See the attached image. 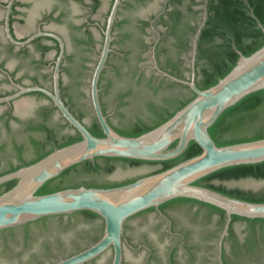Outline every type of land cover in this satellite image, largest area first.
<instances>
[{"label":"water","instance_id":"obj_1","mask_svg":"<svg viewBox=\"0 0 264 264\" xmlns=\"http://www.w3.org/2000/svg\"><path fill=\"white\" fill-rule=\"evenodd\" d=\"M114 14L88 86L103 137L60 97L58 38L52 92L15 95L43 93L82 140L0 176V264H264V46L237 52L231 71L199 90L203 22L186 79L152 58L195 97L158 127L124 137L108 124L98 87Z\"/></svg>","mask_w":264,"mask_h":264},{"label":"flooded vegetation","instance_id":"obj_2","mask_svg":"<svg viewBox=\"0 0 264 264\" xmlns=\"http://www.w3.org/2000/svg\"><path fill=\"white\" fill-rule=\"evenodd\" d=\"M219 2L0 0V99L8 98L0 102V173L30 162L49 150L60 149L59 145L76 135L43 93L15 96L21 88L40 87L52 92V75L61 53L58 39L63 43L58 79L60 97L69 111L88 127L84 112H89L91 119L94 116L88 92L84 91L89 82L81 78L91 74L101 54L114 7L109 52L98 83L102 105L101 83L107 72L118 78L132 75L133 79L147 72L146 77L153 79L156 86L166 79L153 68V57L160 70L164 71L165 66L175 68L181 79H186L194 37L204 22L196 42L195 65L198 40L209 9ZM118 84L107 83L112 87ZM124 101L128 104L120 107L118 100L111 111L103 105L107 122L116 133L135 124V103ZM116 116L119 125L115 122ZM27 154L31 157L25 158Z\"/></svg>","mask_w":264,"mask_h":264},{"label":"trees","instance_id":"obj_3","mask_svg":"<svg viewBox=\"0 0 264 264\" xmlns=\"http://www.w3.org/2000/svg\"><path fill=\"white\" fill-rule=\"evenodd\" d=\"M258 23L264 28V0H220L218 6L209 9L208 19L199 36L195 62V85L199 90L208 89L225 77L239 59L237 52L248 57L264 46V36L258 27ZM162 69L174 77L182 78L180 72L175 68L165 66ZM187 72H189L188 69ZM142 79L143 77H139L137 79L138 83ZM147 86L151 90L154 88L153 79H148ZM162 87L168 92L181 89L187 91L188 94L180 100L173 98L171 95V97H163L164 105L161 106L147 97L139 98L137 94L133 95L131 92L118 95L120 107L128 104L124 101L127 97H131V101L133 100L136 106V112L133 116L135 119L134 127L119 132V135L138 137L166 122L195 97L188 87L166 79H163L158 85V89ZM158 89L154 88V94ZM101 108L104 113L102 104ZM139 114L141 116L148 114L150 122L144 123ZM91 120V125L86 127L88 131L95 137H103L97 120L94 117ZM81 140V136L76 132L75 136L59 145L58 148ZM50 152L52 150L39 155L30 162L11 167L9 170L0 173V176L28 166Z\"/></svg>","mask_w":264,"mask_h":264},{"label":"rangeland","instance_id":"obj_4","mask_svg":"<svg viewBox=\"0 0 264 264\" xmlns=\"http://www.w3.org/2000/svg\"><path fill=\"white\" fill-rule=\"evenodd\" d=\"M94 63L95 62L92 63V66H94ZM148 75L149 74L145 72L142 81L138 83L137 79H133L132 75H125L124 78L122 77L118 78L112 73H109V72L105 73L104 78L102 79V83H101L102 84L101 100H102V103L105 109L107 111H111L112 109H114L117 106L118 95L126 94L128 92H131L133 95L137 94L139 98L147 97L148 99L153 100L157 105H160V106L164 105V102L162 100L163 97H167L171 95L173 98L180 100L187 96L188 92L185 90L176 89L172 92H168L163 87L158 89V85L156 86L155 83H153L154 88L158 89L156 94H154V88H152L151 90V88L147 86L148 78L146 76ZM89 76L90 74L88 75V77L82 76L81 81L85 79L87 80V83H88ZM64 79L66 80L65 77ZM108 82L109 84L112 82H118L119 84L117 87H112L110 85L109 86L107 85ZM84 91L88 92V89ZM126 99L131 101V97H127ZM76 110L78 111L79 109L76 108ZM83 116H84L85 123H87L88 125L89 124L91 125L92 121H91V116L89 112H84ZM139 117L144 123L150 122L149 121L150 117L148 114H144L142 116L140 115ZM115 122L119 125L118 116L115 117ZM30 157H31V154H27L25 158H30Z\"/></svg>","mask_w":264,"mask_h":264}]
</instances>
